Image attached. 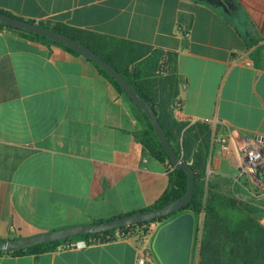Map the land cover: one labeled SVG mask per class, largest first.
<instances>
[{"label":"crops","instance_id":"1","mask_svg":"<svg viewBox=\"0 0 264 264\" xmlns=\"http://www.w3.org/2000/svg\"><path fill=\"white\" fill-rule=\"evenodd\" d=\"M0 0V9L105 36L94 44L132 76L190 163L187 129L210 127L206 190H238L261 209L264 186L236 182L237 160L213 135L264 137V0ZM250 32L257 43L248 46ZM251 62V65L248 62ZM83 54L21 29L0 30V239H17L144 210L169 184L148 125ZM186 123L181 127L180 123ZM241 255V254H240ZM135 238L0 264H138ZM244 257V256H243ZM250 261L264 264L251 251ZM242 258V255L241 257ZM146 264H161L153 254Z\"/></svg>","mask_w":264,"mask_h":264},{"label":"trees","instance_id":"2","mask_svg":"<svg viewBox=\"0 0 264 264\" xmlns=\"http://www.w3.org/2000/svg\"><path fill=\"white\" fill-rule=\"evenodd\" d=\"M1 12L15 16L11 12L0 9ZM32 22H37L36 20H29ZM39 24L61 31L67 35L74 37L75 39L84 42L95 51H97L101 56L107 59L111 64L114 62L111 60L109 55L102 53L94 44L96 38L106 39L105 36H99L89 31L80 30L72 28L65 24H55L51 25L45 22H39ZM12 28L0 23V30L2 28ZM16 29V28H13ZM28 34H32L35 37L53 42L63 46L65 49L72 53L81 54L80 52L70 48L69 46L56 42L46 36L25 31ZM244 37L247 41L249 47L255 45L257 41L253 38L251 33L245 32ZM264 47H257L253 52V56L262 54ZM89 59V58H88ZM90 60V59H89ZM92 61V60H90ZM93 62V61H92ZM95 63V62H94ZM95 65L99 70L111 81V83L122 93H127L124 91L120 83L110 75L106 70H104L97 63ZM121 71V70H120ZM123 75L133 84V86L141 93V96L152 103L155 108V105L151 98L145 94V92L139 87V85L133 80L132 76L121 71ZM129 98V96L127 95ZM133 107L138 112V116L144 120L148 125V146L151 151L152 156L159 161L168 160L170 164L173 165L172 160L170 159L167 152L163 149L161 142L154 131V126L149 118V116L140 109L130 98ZM158 114V113H157ZM162 125L164 126L168 139L172 147L177 151L179 156H181L180 146L174 144L175 137L172 135V131L165 125L162 117L158 114ZM180 126L183 128L186 126V123H180ZM211 130L208 125L205 124H195L186 130L184 135V144L186 147L191 145V148L194 146L197 148L192 161L190 164L195 170L196 184L194 190L193 199L189 204L184 208L178 210L177 212L170 214L166 217H159L154 220H161L166 222L185 211H190L195 215L196 218V229L198 228V218L199 215L204 212L205 224H204V237L201 248V259L202 264H237L239 260L244 262L250 259L249 254L251 251H256L259 254L258 260L263 258L264 252V226L261 224L259 217L256 216L261 211L260 207L252 204L248 200L240 199L237 196L233 195H223L217 191L206 190V171H207V162L210 155V135ZM184 159L186 158L183 157ZM174 166V165H173ZM188 188V174L184 169L177 168L174 166V169L169 172V184L160 198L151 206L146 209H154L163 207L172 201L182 197ZM257 212V214H256ZM104 221V220H99ZM96 221V222H99ZM150 221L138 223L144 224ZM137 224H132L129 226L120 227L114 230L105 231L101 233L94 234H82L75 236L70 239L58 240L50 243H44L40 245L31 246L28 248L17 249L11 253H6L0 251V254H40L49 250H55L61 245H68L73 241H78L82 239H89L91 237H101L105 240L107 235L113 234L117 230H124L128 227H132ZM244 254H241V252ZM242 255V258L241 255ZM244 256V257H243ZM250 261V260H249Z\"/></svg>","mask_w":264,"mask_h":264},{"label":"water","instance_id":"3","mask_svg":"<svg viewBox=\"0 0 264 264\" xmlns=\"http://www.w3.org/2000/svg\"><path fill=\"white\" fill-rule=\"evenodd\" d=\"M207 1L224 5L231 3L230 0ZM0 23L12 28L37 33L56 42L65 44L106 70L120 83L129 98L149 116L153 123L154 131L158 136L163 149L172 160L173 165L177 168L184 169L188 174V188L186 193L182 197L163 207L139 210L104 221L91 224L73 225L28 237L6 240L0 239V251L11 253L17 249L70 239L82 234L101 233L132 224L152 221L156 218L166 217L173 214L191 202L196 184L195 170L193 166L187 160L179 156L177 151L172 147L167 132L152 103L141 96V93L116 66L111 64L107 59L84 42L56 29L45 27L39 24V22H32L0 11ZM195 227V215L191 212H184L164 222L158 228L153 239L152 248L161 264H191Z\"/></svg>","mask_w":264,"mask_h":264},{"label":"built area","instance_id":"4","mask_svg":"<svg viewBox=\"0 0 264 264\" xmlns=\"http://www.w3.org/2000/svg\"><path fill=\"white\" fill-rule=\"evenodd\" d=\"M251 65V62H248ZM212 147L227 157L237 160L236 182L248 186L253 190H258V186H264V137L222 134L213 135ZM174 169L169 165L168 172ZM164 222L161 220H152L144 224H137L124 230H117L113 234L107 235L106 239L101 237H91L73 241L68 245H61L57 249L84 248L91 244L103 243L117 239L135 238L138 248V264H146L150 257L155 254L152 248L154 236L158 228Z\"/></svg>","mask_w":264,"mask_h":264},{"label":"rangeland","instance_id":"5","mask_svg":"<svg viewBox=\"0 0 264 264\" xmlns=\"http://www.w3.org/2000/svg\"><path fill=\"white\" fill-rule=\"evenodd\" d=\"M219 191L223 195H228V196L233 195V196H237L238 198L241 199V195H240V192L238 190H219ZM242 199L248 200L249 202H251L252 204L257 206L255 201H253L251 198L245 197ZM185 212H190V211H185ZM256 214H257V212H256ZM256 216H258L259 220H260L261 219V211ZM205 217H206L205 213L202 212L198 218V228L197 229L195 228L191 264H202L201 248H202L203 237H204ZM241 254H244V252L242 251ZM242 261L243 260H241V262Z\"/></svg>","mask_w":264,"mask_h":264}]
</instances>
